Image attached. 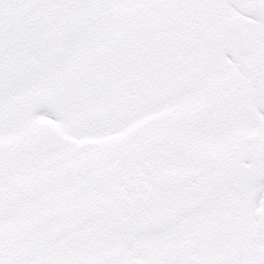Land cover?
<instances>
[{"label":"snow or ice","instance_id":"1","mask_svg":"<svg viewBox=\"0 0 264 264\" xmlns=\"http://www.w3.org/2000/svg\"><path fill=\"white\" fill-rule=\"evenodd\" d=\"M0 264H264V0H0Z\"/></svg>","mask_w":264,"mask_h":264}]
</instances>
